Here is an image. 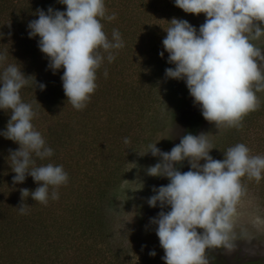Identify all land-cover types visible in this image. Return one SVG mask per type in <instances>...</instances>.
Masks as SVG:
<instances>
[{"label": "clouds", "instance_id": "clouds-1", "mask_svg": "<svg viewBox=\"0 0 264 264\" xmlns=\"http://www.w3.org/2000/svg\"><path fill=\"white\" fill-rule=\"evenodd\" d=\"M57 2L65 10L38 9L37 18L27 25L28 38H38V49L54 75L63 69L67 102L82 110L97 88V70L105 58L109 63L115 59L113 50L122 49L124 42L118 30H113L111 40L103 31L101 20L115 19L114 14L106 15L105 0ZM174 6L186 14H203L205 22L197 29L187 20L171 19L159 53L163 58L166 52L172 65L165 69V79L185 83L205 121L217 128L239 127L259 106L253 84L264 81L258 63L264 60V51L252 43L264 37V0H174ZM6 59L0 54V111L9 112L10 119L0 137L19 146L9 150L12 183L23 184L31 177L38 187L20 189L22 200L27 196L47 205L50 199H59L58 189L67 184L68 174L62 165L37 164L54 153L32 123L36 116L32 105L22 100L21 90L33 77L26 76L19 63L6 64ZM33 83L35 89H46L36 79ZM129 142L124 138L125 144ZM212 150L205 133L183 135L168 152L157 143L147 145L145 155L150 153L159 162L148 166L146 175L169 181L153 187L146 201L150 208L161 209L149 224L164 251V264H209L208 249H233L241 179H264V156L251 155L245 144L229 147L222 160L214 159ZM185 161L189 170L181 172ZM29 207L21 203L17 208L25 214Z\"/></svg>", "mask_w": 264, "mask_h": 264}, {"label": "rangeland", "instance_id": "rangeland-1", "mask_svg": "<svg viewBox=\"0 0 264 264\" xmlns=\"http://www.w3.org/2000/svg\"><path fill=\"white\" fill-rule=\"evenodd\" d=\"M168 10L158 4L157 12L152 14L151 21L144 29L138 30V37L133 40L127 38L129 43L123 47V52L131 62L129 68L133 76L128 75L127 82L113 84V89L108 88L102 98L95 95L90 99V103H94L90 107V123L95 124L96 133L89 134L88 138L82 133L81 137L83 141L93 143L91 151L87 152L88 159H93L87 164L88 171L108 168L107 179L111 180L109 183L116 185L110 187L107 199L105 198L102 204L97 202L102 208L104 220L101 224L100 243L106 242L108 247L101 258H105L110 264H164V251L160 247L154 227L149 224V219L156 217L161 209L150 208L146 201L153 195V187L166 185L167 179L146 175L147 167L159 162V158L150 153L145 155L147 145L157 143V147L162 151H170L184 135L187 121L199 110L194 106L183 81L165 79V69L172 65L167 63L166 52L163 58L159 53L163 51L162 40L166 36L165 31L171 27L169 22L172 17L166 14ZM187 21L198 29L205 22V17L203 14L198 17L190 14ZM252 43L264 51V37ZM258 63L264 72V60H259ZM40 67L43 68L42 63ZM51 75L53 76V73ZM253 91L260 106L264 99V81L254 83ZM138 92H141L143 97L138 96ZM88 104L82 110L67 113L72 117L73 123L84 119L83 114ZM255 116L256 122L248 124L252 125L248 133H244L240 127L217 128L214 124L204 121L198 134H207L213 148L210 155L214 159L222 160L223 153L238 143L245 144L251 155L264 156V118ZM116 119L119 120L114 123ZM46 124L44 130L48 131L49 127L52 129L51 143L54 146V154L50 160L41 163L62 165L65 172L70 174L71 167L68 164L77 145L68 146L69 139L59 142L60 129L55 130L51 121ZM246 127L245 125L244 129ZM124 138H128L130 142L125 144ZM82 153L81 151L80 154ZM93 155L98 157L94 159L91 157ZM92 162L94 166L90 165ZM200 163L203 164L204 161ZM188 170L186 161L183 172ZM78 172L83 174V170ZM28 180L27 177L25 182ZM241 183L243 195L237 204V214L234 217V248L208 249L206 256L209 264H264V179L256 182L244 177ZM73 189H76V186ZM73 189L63 192L60 186L57 203L62 205L66 202L67 206L72 203L71 200L76 197ZM50 202L52 203H48ZM43 206L39 204L38 208L42 209L40 207ZM62 207L56 210V218L51 227L56 223L57 217L58 223L63 225L70 221L71 215L62 213ZM85 237L87 244H92L93 239H96L94 234L93 239ZM48 239L53 241L56 238ZM151 250L156 252L154 257L149 255ZM66 256L69 258L71 254L67 253ZM102 263L103 261L96 262Z\"/></svg>", "mask_w": 264, "mask_h": 264}, {"label": "trees", "instance_id": "trees-1", "mask_svg": "<svg viewBox=\"0 0 264 264\" xmlns=\"http://www.w3.org/2000/svg\"><path fill=\"white\" fill-rule=\"evenodd\" d=\"M158 4L163 9H169L166 14L170 17L188 20L190 14L175 7L174 0H105L106 15L114 14L115 19L101 20L103 31L111 40L113 30H118L124 46L128 45L127 38L130 37L133 40L138 37V30L144 29L151 21L152 14L157 12ZM50 6L56 10H65V6L59 4L57 0H0V54L6 55V64L19 63L24 74L33 77V82L36 79L37 83L42 82L46 85V89L40 91L38 87L35 89L33 82H30L21 90L22 100L32 105L36 113L32 123L36 130L41 132L49 147L54 148L51 143L52 129L48 126L49 129L46 131L43 128L47 126L48 121L53 123L55 130L60 129L58 136L61 140L59 142L62 143L69 139L68 146L77 145V149L71 153V159L70 155L68 158L70 159L68 165L71 167L70 174L67 173L68 182L61 186L63 192L67 189L72 190L76 186V189H73L76 197L73 200L70 199L72 203L68 206L66 202L61 205L56 200L50 199L52 203L40 207L42 209L38 208L40 203L33 201L31 197L25 196L22 200L20 189L26 188L34 191L38 185L31 177H28L29 180L23 184L13 185L12 179L15 174L9 166L11 161L8 156L9 150H17L19 146L0 137V264H96L99 261H103L102 264H110L105 258H101L106 253L107 246L106 242L100 243L102 240L101 224L104 220L102 208L97 205V202L102 204V201L107 199L106 195L110 187L116 185L109 183L111 180L107 179L108 168L88 171L87 164L93 159H88L87 152L91 151L93 143H87V140L81 139L82 133H85L87 138L89 134L96 133L95 124L90 123L92 122L90 107L94 103L88 102L83 114L84 119H77L81 121L73 123L72 117L67 113L77 110L67 102L64 95L61 82L63 69L52 76V71L47 67V58L38 49V38H28V23L37 18L35 13L38 9L47 11ZM113 51L115 59L109 63L105 58L97 70V88L91 99L95 95L102 98L108 88L113 89L115 86L113 84L119 85L120 82H127V76H133L129 68L131 62L128 61L123 48ZM41 63L43 68L40 67ZM129 86L132 85L129 84ZM140 95L142 93L138 92V96ZM255 115L264 118V99L255 111L248 113L242 119L240 130L248 133L252 126L248 124L257 120ZM9 119V112L0 111V130L5 129ZM118 120L116 119L114 123ZM204 121L198 110L187 121L184 135L189 132L197 135ZM82 122L83 125L80 126ZM245 125L247 127L244 129ZM81 151L82 154H80ZM91 157L95 159L98 155ZM185 162L180 168L181 172L184 170ZM40 163L41 161L38 160L37 164ZM90 165L94 166V163ZM80 170H83V174L78 172ZM168 182L167 180L166 184ZM21 203L31 206L25 214H21L17 208ZM61 206H63L62 213L71 215V219L67 225H63L58 223L57 217L56 223L51 227L50 225L56 218V210ZM168 210L170 209H165V211ZM61 211L58 210V212ZM93 234L95 240L92 237ZM85 236L91 237L94 242L87 244ZM49 237L56 239L47 240ZM67 253H70L71 257L68 258Z\"/></svg>", "mask_w": 264, "mask_h": 264}]
</instances>
